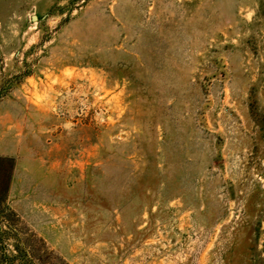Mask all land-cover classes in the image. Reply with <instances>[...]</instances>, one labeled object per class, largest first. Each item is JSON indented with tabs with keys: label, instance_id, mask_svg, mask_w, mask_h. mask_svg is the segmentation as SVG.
Listing matches in <instances>:
<instances>
[{
	"label": "rangeland",
	"instance_id": "obj_1",
	"mask_svg": "<svg viewBox=\"0 0 264 264\" xmlns=\"http://www.w3.org/2000/svg\"><path fill=\"white\" fill-rule=\"evenodd\" d=\"M0 158L68 264H264V0H0Z\"/></svg>",
	"mask_w": 264,
	"mask_h": 264
},
{
	"label": "trees",
	"instance_id": "obj_2",
	"mask_svg": "<svg viewBox=\"0 0 264 264\" xmlns=\"http://www.w3.org/2000/svg\"><path fill=\"white\" fill-rule=\"evenodd\" d=\"M10 159L0 158V161ZM12 169L10 165L9 171ZM9 176L6 177L3 188V198L0 205H3L4 195L8 189ZM8 240L13 243L8 244ZM0 264H68L62 258L54 255L52 251L43 245L41 249H36L20 235L19 231L10 226L5 227V216L0 213Z\"/></svg>",
	"mask_w": 264,
	"mask_h": 264
}]
</instances>
